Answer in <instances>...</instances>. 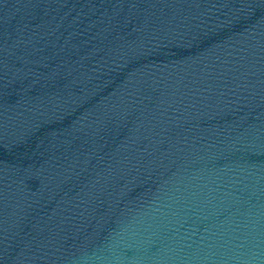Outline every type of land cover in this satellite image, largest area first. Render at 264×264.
I'll return each mask as SVG.
<instances>
[{
    "label": "water",
    "instance_id": "1",
    "mask_svg": "<svg viewBox=\"0 0 264 264\" xmlns=\"http://www.w3.org/2000/svg\"><path fill=\"white\" fill-rule=\"evenodd\" d=\"M0 264H264V0H0Z\"/></svg>",
    "mask_w": 264,
    "mask_h": 264
}]
</instances>
